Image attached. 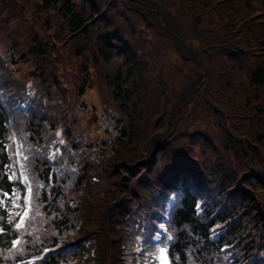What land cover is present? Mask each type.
I'll use <instances>...</instances> for the list:
<instances>
[{
  "label": "trees",
  "instance_id": "1",
  "mask_svg": "<svg viewBox=\"0 0 264 264\" xmlns=\"http://www.w3.org/2000/svg\"><path fill=\"white\" fill-rule=\"evenodd\" d=\"M173 196L171 264H264V0H0V264H160Z\"/></svg>",
  "mask_w": 264,
  "mask_h": 264
},
{
  "label": "rangeland",
  "instance_id": "2",
  "mask_svg": "<svg viewBox=\"0 0 264 264\" xmlns=\"http://www.w3.org/2000/svg\"><path fill=\"white\" fill-rule=\"evenodd\" d=\"M93 89V88H92ZM89 102V101H88ZM98 102V96L96 95V98L89 102V104H96Z\"/></svg>",
  "mask_w": 264,
  "mask_h": 264
},
{
  "label": "snow or ice",
  "instance_id": "3",
  "mask_svg": "<svg viewBox=\"0 0 264 264\" xmlns=\"http://www.w3.org/2000/svg\"><path fill=\"white\" fill-rule=\"evenodd\" d=\"M25 179H26V177H25ZM30 191H31V190H30V187H29V192H30ZM17 198H18V197H17ZM25 215H26V213H25ZM21 223H22V221H21ZM17 227H20V225L18 224ZM158 238H159V237H157V239H158ZM160 252L163 253V252H164V249L161 248V249H160Z\"/></svg>",
  "mask_w": 264,
  "mask_h": 264
}]
</instances>
